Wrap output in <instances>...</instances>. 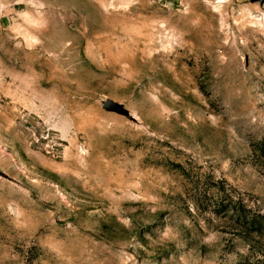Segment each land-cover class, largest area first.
Here are the masks:
<instances>
[{
  "label": "rangeland",
  "instance_id": "obj_1",
  "mask_svg": "<svg viewBox=\"0 0 264 264\" xmlns=\"http://www.w3.org/2000/svg\"><path fill=\"white\" fill-rule=\"evenodd\" d=\"M0 264H264V0H0Z\"/></svg>",
  "mask_w": 264,
  "mask_h": 264
},
{
  "label": "water",
  "instance_id": "obj_2",
  "mask_svg": "<svg viewBox=\"0 0 264 264\" xmlns=\"http://www.w3.org/2000/svg\"><path fill=\"white\" fill-rule=\"evenodd\" d=\"M112 109L119 112V113H123V114L127 115V112L125 110H123L120 106H113Z\"/></svg>",
  "mask_w": 264,
  "mask_h": 264
}]
</instances>
